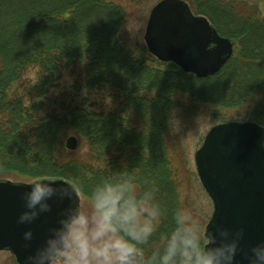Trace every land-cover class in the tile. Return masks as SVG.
<instances>
[{"label":"trees","instance_id":"trees-1","mask_svg":"<svg viewBox=\"0 0 264 264\" xmlns=\"http://www.w3.org/2000/svg\"><path fill=\"white\" fill-rule=\"evenodd\" d=\"M127 1L142 8L150 0ZM186 1L235 44L234 54L212 76L198 78L160 62L141 42L129 51L120 34L127 8L113 0H0V178L54 173L89 185L127 169L141 184L158 188L165 219L150 246L161 244L167 217L181 207L167 146L173 113L196 116L209 108L218 119L247 105L251 111L242 118L264 127V20L256 4ZM60 66L75 74L76 93L106 88L118 95V105L89 112L86 103H63L65 114L40 117L42 97L50 95L45 86ZM28 67L39 70L27 93L30 106L7 94ZM197 103L204 106L199 113ZM63 127L79 137L78 150L59 151Z\"/></svg>","mask_w":264,"mask_h":264},{"label":"clouds","instance_id":"clouds-1","mask_svg":"<svg viewBox=\"0 0 264 264\" xmlns=\"http://www.w3.org/2000/svg\"><path fill=\"white\" fill-rule=\"evenodd\" d=\"M260 146L264 148V138ZM27 186L19 224H32L54 206L57 211L44 239L23 264H238V253L247 264H264V240L245 247L243 228L213 229V220L202 222L179 206L167 217L163 242L150 246L165 219L158 188L147 181L141 184L124 168L89 185L48 173ZM33 235L30 227L23 232L26 247Z\"/></svg>","mask_w":264,"mask_h":264},{"label":"water","instance_id":"water-1","mask_svg":"<svg viewBox=\"0 0 264 264\" xmlns=\"http://www.w3.org/2000/svg\"><path fill=\"white\" fill-rule=\"evenodd\" d=\"M144 41L152 55L198 77L216 74L233 53V43L183 0H160L151 8ZM262 138L264 127L256 122H222L209 129L194 154L198 177L213 202L211 227L243 228L241 244L245 247L264 240ZM65 145L75 150V136L68 137ZM28 187L25 182L0 179V251H10L16 264H23L25 256L39 246L57 211L54 206L32 224H19L22 195ZM29 227L34 235L26 247L23 232ZM237 260L247 264L240 253Z\"/></svg>","mask_w":264,"mask_h":264},{"label":"rangeland","instance_id":"rangeland-1","mask_svg":"<svg viewBox=\"0 0 264 264\" xmlns=\"http://www.w3.org/2000/svg\"><path fill=\"white\" fill-rule=\"evenodd\" d=\"M113 1L120 3L127 8L126 26H124L125 28H122L120 33L122 39L121 43L129 51L134 52L135 44L138 42L145 44L144 34L147 26L148 14L153 5H155L159 0H150L142 8H138L130 4L127 0ZM183 1L187 2L186 0ZM235 1H244L249 5L256 4L260 12V17L264 20V0ZM205 18L208 20L209 24H211L210 20L206 16ZM231 42L233 43V41ZM211 47H213V45H211ZM235 51L236 48L233 49L232 55ZM227 62L228 61H226V63ZM178 67L182 69L180 66ZM38 73L39 70L36 67H28L22 70L19 73L18 81L9 87L7 91L8 96L14 97L16 95L25 105L30 106L32 102L27 93L29 87L36 83ZM75 78V74L69 68L64 66H60L59 69L49 77V82L46 84L45 89L48 90L50 95L42 97L43 105L39 112L40 117L44 116L46 113L52 112L60 115L65 114L62 110L63 103L64 106L69 104L80 105L82 103H86L87 110L89 112L108 111L114 109L118 105V95L114 94L112 96V94L107 92L106 88H98L93 93H88L86 90L76 93L73 89ZM181 99H185V97H182ZM196 105L199 106V113L204 106L200 103H197ZM209 110L210 109L207 108V110L197 114L196 116L190 115L188 117L181 115L178 111L174 112L173 119L171 120V130L169 132V137L167 138L170 168L173 173V177L177 182L179 203L181 207L191 210L194 215L201 218L202 222L205 223L210 219L213 211V203L198 177L194 161V153L200 147L206 133L212 126L228 121H251L242 118L251 111V106L245 105L239 108L226 110L224 113L222 112L223 115H220L218 119L213 117ZM61 132L63 134V142L60 145L61 147H59L60 152L65 149L67 151H64V153H69L68 151L72 152V150H68L65 147L66 140L70 136H75V138H77L78 147H80L79 137L72 128L63 127ZM78 149L79 148L76 150ZM4 179L28 183L34 178L26 174L19 175L13 173L5 176ZM82 199L87 202L88 196L82 195ZM0 264H15L12 255L8 251L0 252Z\"/></svg>","mask_w":264,"mask_h":264}]
</instances>
